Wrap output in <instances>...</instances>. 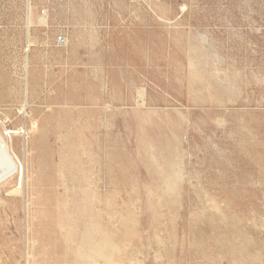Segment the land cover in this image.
I'll return each mask as SVG.
<instances>
[{"label":"rangeland","instance_id":"obj_1","mask_svg":"<svg viewBox=\"0 0 264 264\" xmlns=\"http://www.w3.org/2000/svg\"><path fill=\"white\" fill-rule=\"evenodd\" d=\"M24 123L0 264H264V0H0V132Z\"/></svg>","mask_w":264,"mask_h":264},{"label":"bare ground","instance_id":"obj_2","mask_svg":"<svg viewBox=\"0 0 264 264\" xmlns=\"http://www.w3.org/2000/svg\"><path fill=\"white\" fill-rule=\"evenodd\" d=\"M24 107H25V104L22 105L21 108H24ZM26 117H28L27 120H29V123H30L28 127L29 128L28 131H34V129H36L37 127L36 121L32 119V117H30L29 114H27ZM22 125L24 126L23 127L17 126L18 128L16 129H9L8 132L5 133L6 136H4L0 132V188L3 187L6 183L12 181L14 177L17 178L16 185L17 183H19V186H20L21 180L18 178V176L19 174H22L23 166L18 158L17 153L13 149V143H14L13 137L20 138V136H22L24 138V141L21 140L23 142V144L21 142L22 150L27 152V148H26L27 143L25 140L27 139L26 135L28 134V131L25 127V123Z\"/></svg>","mask_w":264,"mask_h":264},{"label":"crops","instance_id":"obj_3","mask_svg":"<svg viewBox=\"0 0 264 264\" xmlns=\"http://www.w3.org/2000/svg\"><path fill=\"white\" fill-rule=\"evenodd\" d=\"M56 238L57 236L50 235L51 241L55 245H59ZM60 247L62 248L64 258L63 264H77L79 261L81 262L84 260L91 261L90 263L94 264H120L118 261L119 255H121L120 247H118L117 252L116 250H113L112 254H110V252L106 250L105 243L100 240L83 243L80 253H75L74 251L69 250L68 248H71V246L68 245L67 241L61 243ZM31 256L34 260L33 255Z\"/></svg>","mask_w":264,"mask_h":264}]
</instances>
